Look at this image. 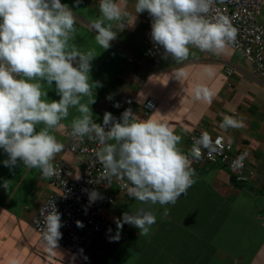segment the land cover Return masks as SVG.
<instances>
[{"label":"crops","instance_id":"crops-1","mask_svg":"<svg viewBox=\"0 0 264 264\" xmlns=\"http://www.w3.org/2000/svg\"><path fill=\"white\" fill-rule=\"evenodd\" d=\"M61 3L72 8L77 18L73 43L95 56L89 73L90 80L100 84L94 88L95 103L89 105L94 122H102L105 112L119 120L125 109L116 105L133 98L126 109L131 108L141 119L152 115L167 122L182 137L178 147L185 154L190 151V133L221 136L234 154L244 157L245 172L253 174L240 183L224 166L192 162L195 183L175 205H144L126 191L118 194L114 205L103 213L115 233V220L140 208L153 211L156 224L148 236L124 224L117 245L111 249L105 246L102 260L82 263L59 246L46 250L31 226L48 195V178L42 177L39 169L24 168L20 161L5 167L2 161L8 156L0 150V264H264V84L251 76V65L229 46L220 54L202 53L190 46L187 60L174 61L165 53L155 66L146 53L152 23L146 11L136 14L133 26L122 31L114 28L117 38L104 50L89 28L100 15L99 0ZM134 4L135 0H128L129 12L134 11ZM226 69L231 74L227 75ZM196 85L211 90V104L191 102ZM42 91L47 92L43 99H59L54 83L42 84ZM151 98L157 106L148 112L143 104ZM87 101L88 97L82 100ZM78 115L70 108L69 116L61 121L64 127L53 133L64 145L54 164H68L72 178L80 175L83 160L68 151L64 132ZM225 115L241 120L243 126L220 128ZM41 127L38 125L37 131Z\"/></svg>","mask_w":264,"mask_h":264},{"label":"clouds","instance_id":"clouds-1","mask_svg":"<svg viewBox=\"0 0 264 264\" xmlns=\"http://www.w3.org/2000/svg\"><path fill=\"white\" fill-rule=\"evenodd\" d=\"M218 2L223 0H135L134 11L129 12L128 0H99L100 15L89 28L106 50L117 38L114 28L122 31L133 26L136 14L146 11L152 20L151 40L172 60H187L190 46L220 54L235 43L237 29L228 16L212 14ZM76 23L73 9L61 0H0V150L8 156L3 165L11 168L20 161L26 169H39L44 178L59 175L54 159L64 145L53 133L64 127L61 121L75 108L79 115L71 121L69 135L99 145L95 158L102 165V181L110 184L115 179L129 197L144 205H175L195 183L192 159L178 147L182 137L164 120L152 115L141 119L131 108L119 120L105 112L101 124L93 121L89 105L95 103L94 88L100 84L89 76L93 52L81 51L73 43ZM53 83L59 99H43L47 92L42 84ZM212 99L208 87H194L191 102L211 104ZM38 125H43L39 131ZM242 126L232 115H225L220 123L224 130ZM202 149H208L210 157L216 151L207 132L194 140L191 157L199 158ZM243 160L237 157L234 167H242ZM7 186L5 182L3 187ZM88 198L93 203L100 194L93 189ZM40 214V243L51 252L62 236L61 214L53 203ZM156 222L154 212L144 208L123 213L115 220L117 232L112 239L119 240L124 224L148 236Z\"/></svg>","mask_w":264,"mask_h":264},{"label":"built area","instance_id":"built-area-1","mask_svg":"<svg viewBox=\"0 0 264 264\" xmlns=\"http://www.w3.org/2000/svg\"><path fill=\"white\" fill-rule=\"evenodd\" d=\"M263 5L264 0H223L222 3L218 2L214 5L212 13L213 15H226L232 20L233 26L237 29V37L235 43L229 47L233 51L239 52L251 65V76L262 84H264ZM146 53L155 66L159 58L165 54L163 48L156 45L151 39ZM128 62L132 63L133 59L129 58ZM226 74H231V70L226 69ZM132 102L133 98L122 99L119 101V107L123 111ZM156 106L157 101L151 98L143 104V109L151 112ZM96 123L101 124L102 122ZM70 130L71 127L64 132L67 148L71 154L82 158L83 169L79 176L72 178L68 164L63 162L54 164L59 169V175L48 178V195L33 216L31 226L40 238L43 228L41 209L49 207L53 203L61 214L62 222L60 228L62 236L58 241V246L80 262L87 263L92 259L102 260L106 247L111 249L117 245L119 240L112 239L116 233L110 227L103 213L108 207L114 205L118 194L125 190L115 179L110 184L101 180L102 165L95 158V152L99 145L87 137L83 141L73 140L69 135ZM200 135L201 132H192L188 136L190 151L186 155L192 159L194 164L208 163L224 166L228 171L234 173L235 179L240 183L252 176L253 172H245L247 169L244 161L242 167H234V161L239 156L233 153L231 145L221 136H211L216 148L211 157L208 155V149H202L199 158H192L191 150L194 140ZM93 189L100 194V198L89 203L88 192ZM77 222L82 226H78Z\"/></svg>","mask_w":264,"mask_h":264}]
</instances>
